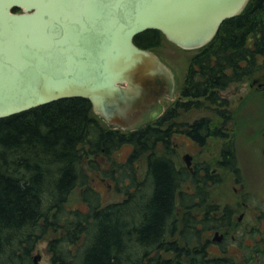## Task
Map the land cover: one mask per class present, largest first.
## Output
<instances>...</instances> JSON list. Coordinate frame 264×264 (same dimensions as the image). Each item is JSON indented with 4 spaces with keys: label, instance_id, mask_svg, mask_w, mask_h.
<instances>
[{
    "label": "trees",
    "instance_id": "16d2710c",
    "mask_svg": "<svg viewBox=\"0 0 264 264\" xmlns=\"http://www.w3.org/2000/svg\"><path fill=\"white\" fill-rule=\"evenodd\" d=\"M163 37L149 29L134 41L154 50ZM263 55L264 0H249L193 55L182 95L198 100L177 108L214 101L218 89L245 79ZM178 115L170 107L157 120L124 130L109 126L91 100L73 97L1 118L0 264H35L37 243L48 234L51 264H205L209 215L196 209L207 192L196 177L190 197L191 174L178 163L174 126L165 127ZM192 128L209 132V123L201 119ZM95 176L122 197L104 201ZM77 189L86 209L71 203Z\"/></svg>",
    "mask_w": 264,
    "mask_h": 264
},
{
    "label": "water",
    "instance_id": "95a60500",
    "mask_svg": "<svg viewBox=\"0 0 264 264\" xmlns=\"http://www.w3.org/2000/svg\"><path fill=\"white\" fill-rule=\"evenodd\" d=\"M249 0H0V119L82 97L113 128L149 122L173 74L135 37L197 50ZM20 9V11H16ZM41 254L34 255L39 264Z\"/></svg>",
    "mask_w": 264,
    "mask_h": 264
},
{
    "label": "rangeland",
    "instance_id": "374dc122",
    "mask_svg": "<svg viewBox=\"0 0 264 264\" xmlns=\"http://www.w3.org/2000/svg\"><path fill=\"white\" fill-rule=\"evenodd\" d=\"M154 51L169 66L173 74L174 82L173 92L170 97H163L160 100L159 111L155 112V110H152L149 119L157 120L170 107H176V111L179 115L168 121L165 124V127L172 124L173 122L188 124L202 117H210L212 120V129L214 130L216 125L220 126V129L226 132L227 138L211 137L207 139L206 145L204 147L195 145L194 154L196 159L198 161L208 160L215 162L217 157H219L222 145L226 142H230L231 144L233 143L232 146L237 149L240 164L245 171V173H243L246 177L245 183H248L249 180L251 187L258 189L257 190L253 188V190L258 191L261 196H264L263 153L259 150L251 151V149H249V144L242 136V134L245 132L246 134L249 133L251 122V118L249 117L251 113L244 111L247 108L253 107L252 100L249 98L251 94L247 79L243 81H236L224 89L217 90L218 96L220 98H227L228 102L230 103V108L234 110L233 118L230 121L219 118L215 105L211 107L207 106L209 105L207 104L203 107H196L193 104L188 110H181V108H177L181 101L196 100L189 97H184L182 95V88L185 84L188 67L192 57L197 51L180 48L173 42L169 41L166 37L162 38L160 46L155 48ZM177 142L179 143L177 145V160L179 164L184 165L185 160L183 156L186 154V152H189V150L193 148L192 141L188 136L182 134L177 138ZM130 151V145L124 146L121 150L120 159H126ZM88 171L91 172L89 168ZM225 179L224 189L220 188L219 186H214L210 188V193H212L213 197L215 198L222 196L223 200L225 201L235 202L236 200L233 199L234 197L232 195V187L234 184L232 175L229 177L226 176ZM93 186L102 193L103 199L106 202L114 201L122 197L120 193H117L110 182L102 179L99 176L94 177ZM252 196L253 197H250L248 200H244L246 204H260L259 207L264 208V202L259 201L257 195ZM71 203L86 209V205L79 198V189L75 190ZM239 215L240 211L235 216V219L238 220ZM255 227H260L263 230L262 234L264 236V215H254L253 211L249 209L244 215V223L241 222L239 225H235L228 232L224 231L226 234V240L221 244V247L224 250V255H229L231 257L239 256V258H236H238L237 260H239L242 264H264V244L257 242L254 246H250L254 241L252 236L254 233H256ZM250 229L253 230V232H249ZM213 235L214 231L212 233L207 232L203 239L206 240L207 238H210L211 243L216 244L215 241H212ZM50 236L51 234H48L44 239H41L37 243L34 255L41 254L39 264H51V255L47 252L48 238H50ZM262 239H264V237H262ZM211 245V252L213 254L215 252H220L217 246H213V244Z\"/></svg>",
    "mask_w": 264,
    "mask_h": 264
},
{
    "label": "flooded vegetation",
    "instance_id": "af4514ba",
    "mask_svg": "<svg viewBox=\"0 0 264 264\" xmlns=\"http://www.w3.org/2000/svg\"><path fill=\"white\" fill-rule=\"evenodd\" d=\"M249 84V91H250V100H252L251 108H247L244 112L251 113L249 117L251 118L250 122V131L249 133L242 134L245 138L246 142L249 144V149L259 150L263 153L264 158V55L259 59L258 64L253 67L252 72L248 75L245 79ZM241 80V81H243ZM215 100L209 99V102L206 101L207 98H201L204 100V105L213 106L215 105L216 111L218 116L222 120L230 121L233 118L234 110L230 108V103L228 102L227 98L214 97ZM198 100V99H196ZM188 101V100H187ZM202 106V107H203ZM207 120L209 123V132H205L206 128H202L199 132L193 131L194 122L198 120ZM176 124V125H175ZM171 125L174 126L175 132H172L174 135V148L177 151V138L185 134L188 136L192 141L191 150L186 152L183 156L185 160V164L182 165L186 170H188L191 174L190 180L191 183L188 184V190L190 197L195 195V191L197 186L192 183V180L197 177L199 181V186L204 187L206 190V199L202 202L201 207L196 209L197 215L200 217H205L209 215L207 220L210 222L209 226L202 233V245L206 250V261L205 264H223L224 261L232 262V264H242L239 260V256H229L224 255V250L222 249V243L226 240L225 232H228L231 228L235 225H239L241 222L244 223V215L247 210L251 209L254 215H264V208H260V204H246L244 200H248L252 195H257L259 201L264 202V196L256 191L253 190L255 187H251V183L248 180L246 182V177L243 173H245L244 169L242 168L239 160V156L237 153V149L232 146L230 142H226L222 145L219 157L215 162H211L208 160L205 161H198L194 154V146L197 145L199 147H204L206 145L207 139L211 137H225L227 138L226 132L220 129V126L216 125L214 130L212 129V120L210 117H202L200 119L194 120L192 123L182 124L180 122H173ZM180 130V131H177ZM232 175L233 179V187H232V195L233 199L236 200L235 202L232 201H225L223 200L222 196L220 197H213L212 193H210V188L214 186H219L220 188L224 189L225 184V177ZM205 178H210L208 183L210 187L206 188L204 184H206L207 180ZM191 188V189H190ZM194 188V189H193ZM257 189V188H255ZM258 190V189H257ZM210 199V200H209ZM212 199V201H211ZM210 207V209H209ZM240 211V215L238 216V220L235 219V216ZM216 221V223L213 222ZM203 227V225H200ZM204 228V227H203ZM255 227L254 235L252 239L254 241L251 243L250 246H254L257 242L264 244L263 230L259 227ZM214 231V235L212 241H215L216 244L211 243L210 238L206 240L203 239L204 235L207 232L212 233ZM225 231V232H224ZM249 232H253V230H249ZM255 242V243H254ZM217 246L220 250L219 253L215 252L214 254L211 252V247ZM213 255V256H211ZM238 257V258H236ZM203 264V263H201Z\"/></svg>",
    "mask_w": 264,
    "mask_h": 264
}]
</instances>
